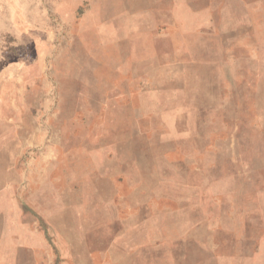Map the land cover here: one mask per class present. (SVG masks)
Segmentation results:
<instances>
[{
    "label": "rangeland",
    "instance_id": "374dc122",
    "mask_svg": "<svg viewBox=\"0 0 264 264\" xmlns=\"http://www.w3.org/2000/svg\"><path fill=\"white\" fill-rule=\"evenodd\" d=\"M20 133L0 264H110L88 242L119 213L141 264H264V0H0V148Z\"/></svg>",
    "mask_w": 264,
    "mask_h": 264
},
{
    "label": "crops",
    "instance_id": "0c3cea01",
    "mask_svg": "<svg viewBox=\"0 0 264 264\" xmlns=\"http://www.w3.org/2000/svg\"><path fill=\"white\" fill-rule=\"evenodd\" d=\"M144 4V8L145 11L147 12V14H149V8L151 7V5L148 4V2H143ZM131 10V9H130ZM12 136V135H11ZM9 136L6 138L7 143L9 144V148H0V196L3 198V194H1L3 191L6 192V199H9L10 196L7 195V191H9V189L13 188H22V184H23V171H22V164L20 163L21 158H22V151H23V136L22 134H18V135H14V136ZM124 150L120 151L118 154V149H117V154L120 157L124 158ZM130 157H136L135 156V152H130ZM19 160V161H18ZM98 174V173H97ZM6 175V179H3L2 176ZM100 174H98L97 179H93L91 176H86L84 178V180H82V184H81V188L84 190H91V184H88L87 182L91 181L92 184H94V186H99L101 184H103L105 181L104 179L101 180ZM117 181V180H116ZM93 186V187H94ZM119 186V185H118ZM117 186V187H118ZM9 194V193H8ZM115 194V192H114ZM87 196L90 197H94L96 199V202L98 200V202L96 203L97 206H99V208L104 204V202L99 201L101 195L100 193L96 194L95 192L92 191H88L86 192ZM85 199V198H84ZM11 200V199H10ZM79 202V200H78ZM8 203L12 206V203L10 201H8ZM81 204L82 201L80 200ZM71 206V205H70ZM26 208H28V206L26 204H22V207L18 209L17 212V208L16 210L14 209V216H10L9 214L12 213L11 209H0V220L5 219L6 221H11L13 223H11V227L10 229H15V226H17V223L15 224L14 222H17V220H20V217L22 216L23 211H26ZM102 211V209H100ZM119 211V210H118ZM122 213V212H121ZM114 221H116V224H113L111 226V232L108 235H104L102 233L101 230H96V229H103L102 228H96L95 229V233H98L100 236L105 237L106 239L103 240V243L99 244L97 242H88V250L92 253V252H104V253H109L111 254L112 258H111V263L110 264H141V262H145L147 261L146 259H142L141 257H137L135 255V252L131 251V244L132 242H130V238L134 237V234H130V229L129 228H125V224L121 223L125 222V221H130L129 217H124V215L119 213V217L118 219H114ZM23 226H21V224H18V231H11L9 234L7 233H1L2 236L6 237L14 235L15 234L18 236H22L23 237ZM43 230L45 231V238L50 239V235L48 232V226H44ZM34 231H37V229H35ZM38 232V231H37ZM92 233L87 232L86 228L84 230V233H81L80 236L84 237V236H89ZM28 234H25V236ZM33 235V232H32ZM35 237L37 236L36 234H34ZM17 243V245H21L22 243H24L22 241V239H17V241L15 242V244ZM35 243V242H34ZM32 242V239L30 241L29 246L30 249L33 250L35 249V247L37 246V244H34ZM87 243V241H86ZM110 256V257H111Z\"/></svg>",
    "mask_w": 264,
    "mask_h": 264
}]
</instances>
